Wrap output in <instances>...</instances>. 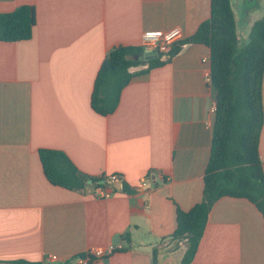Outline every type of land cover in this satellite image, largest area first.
<instances>
[{"label":"crops","instance_id":"0c3cea01","mask_svg":"<svg viewBox=\"0 0 264 264\" xmlns=\"http://www.w3.org/2000/svg\"><path fill=\"white\" fill-rule=\"evenodd\" d=\"M22 5L35 10L32 37L0 41V264H80L78 255L115 237L120 250L87 264H180L186 244L170 238L176 210L201 201L210 155L209 49L184 45L133 76L109 115L90 99L112 50L141 47L146 31L177 27L180 40L190 37L209 18L210 0H0V14ZM262 109L264 174V73ZM40 150L62 153L87 187L50 184ZM91 179L105 182L107 197L94 196ZM189 264H264L260 212L246 199L218 200Z\"/></svg>","mask_w":264,"mask_h":264},{"label":"trees","instance_id":"16d2710c","mask_svg":"<svg viewBox=\"0 0 264 264\" xmlns=\"http://www.w3.org/2000/svg\"><path fill=\"white\" fill-rule=\"evenodd\" d=\"M36 25L34 7L22 5L0 14V41H26ZM201 44L209 49L210 83L215 91V112L211 147L203 177L201 201L188 211L176 210L175 229L170 236L184 240L186 251L180 264H189L203 235L208 214L221 198H241L253 204L264 224V174L258 152L263 123L262 77L264 73V17L250 27L247 43L241 47L232 0H210V16L193 35L174 43L168 58L161 54L147 62L141 59L142 47H117L102 61L94 81L91 108L102 116L114 112L121 90L135 75L164 65L184 45ZM140 56L139 60H134ZM147 63L135 73L129 69ZM48 182L68 190L82 191L88 181L62 153L39 151ZM100 180L91 179L95 187ZM84 254L76 258L83 257ZM10 264H30L14 261Z\"/></svg>","mask_w":264,"mask_h":264},{"label":"built area","instance_id":"2783aa9c","mask_svg":"<svg viewBox=\"0 0 264 264\" xmlns=\"http://www.w3.org/2000/svg\"><path fill=\"white\" fill-rule=\"evenodd\" d=\"M182 38L181 30L177 27L169 29L168 31H146L142 34L141 37V47L144 51L155 52L157 55L161 54L166 55L170 47L180 41ZM209 58H203L202 63L209 62ZM206 80H210V72L205 73ZM211 112H215V105L212 106ZM109 183H117L119 177L116 175H111L108 177ZM144 186V183H139L138 188L141 189ZM94 196H103L107 197L106 194L102 192L101 187H97L94 191ZM121 245L115 244L107 247L106 249H90L88 250L83 257H79L76 261L80 264H87L93 259H100L106 254H111L116 250H120ZM51 260H56L55 257H51Z\"/></svg>","mask_w":264,"mask_h":264},{"label":"rangeland","instance_id":"374dc122","mask_svg":"<svg viewBox=\"0 0 264 264\" xmlns=\"http://www.w3.org/2000/svg\"><path fill=\"white\" fill-rule=\"evenodd\" d=\"M234 10L238 23L239 44L243 47L247 43L253 22L264 17V0H240L238 4L234 2Z\"/></svg>","mask_w":264,"mask_h":264},{"label":"water","instance_id":"95a60500","mask_svg":"<svg viewBox=\"0 0 264 264\" xmlns=\"http://www.w3.org/2000/svg\"><path fill=\"white\" fill-rule=\"evenodd\" d=\"M249 1H253V0H249ZM156 57H157V54L155 52H149V51H143L142 56H141V58L144 61H149V60H152V59H154ZM139 59H140V56H135L134 57V60H139ZM104 183L105 182L103 180L98 182L99 185H104ZM122 240L123 239H121L120 237H115L113 241H114L115 244H120L121 242L124 243V241H122Z\"/></svg>","mask_w":264,"mask_h":264}]
</instances>
